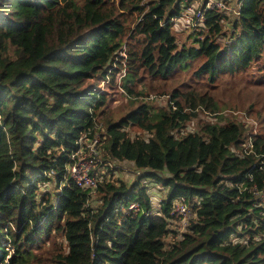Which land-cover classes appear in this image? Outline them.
<instances>
[{
    "label": "trees",
    "instance_id": "obj_1",
    "mask_svg": "<svg viewBox=\"0 0 264 264\" xmlns=\"http://www.w3.org/2000/svg\"><path fill=\"white\" fill-rule=\"evenodd\" d=\"M237 1L175 60L161 48L192 0H0V264H264V0ZM140 74L165 105L114 120L103 87L148 97ZM96 134L98 168L139 176L109 165L92 196L66 167Z\"/></svg>",
    "mask_w": 264,
    "mask_h": 264
},
{
    "label": "built area",
    "instance_id": "obj_2",
    "mask_svg": "<svg viewBox=\"0 0 264 264\" xmlns=\"http://www.w3.org/2000/svg\"><path fill=\"white\" fill-rule=\"evenodd\" d=\"M240 4L237 2H228L227 0H207L203 5L196 6L195 0L189 4L188 7L180 14V16L174 21L179 26H185L186 28L197 29L201 28L204 24V15L207 11H213L223 17H230L235 20L239 17ZM179 20L182 22L178 24ZM101 137L95 135L93 138H87L86 135L81 136L76 141V148L69 155V164L66 167L67 176L71 179L75 185L81 189L89 192L94 196L97 189V184L102 180L100 176L94 173L96 162L100 156ZM245 154L252 152L251 139H248L245 144ZM104 174V172H102ZM139 175V172H136ZM259 200L264 204L263 192L258 193ZM158 197L152 196L151 201L154 207H157L159 200ZM138 205L136 203L130 204L128 207H122V213H128L130 211H138ZM173 214L178 221V227L180 230L182 227L188 224L189 221V209L184 199H178L173 208Z\"/></svg>",
    "mask_w": 264,
    "mask_h": 264
},
{
    "label": "rangeland",
    "instance_id": "obj_3",
    "mask_svg": "<svg viewBox=\"0 0 264 264\" xmlns=\"http://www.w3.org/2000/svg\"><path fill=\"white\" fill-rule=\"evenodd\" d=\"M146 1H153V0H146ZM207 0H195V5L196 6H201L203 3ZM229 3L231 1L237 2V0H227ZM190 4V3H189ZM189 4H185V8L189 6ZM182 21L179 20L178 24H180ZM228 29H231L228 27ZM169 40L163 43L161 52L164 54L169 53L175 60H180L182 57V53L185 47H188L192 40L197 37V34L201 30H195L191 28H186L185 26H182L180 24L177 26L175 23L172 25V27L169 28ZM230 31V30H229ZM172 37V38H171ZM165 40V39H164ZM223 42V41H221ZM120 57H124L123 54L119 55ZM252 75V70L250 71ZM178 73V72H177ZM141 78L134 84L137 92L142 91L144 94H148V97L144 96H129L128 93L122 88L123 85V79L120 82V79L115 82L113 87H103L106 95H108L107 100L108 104L106 108L103 110L107 112V114H110L114 120L119 119L121 116H123L129 109L128 103L132 102L133 104H137L140 101H148L152 103V105H165L167 97L166 96H160L156 94L155 92H152L155 89L161 88L160 86L162 85V81L160 80H153L156 82H151L152 79H150L146 74H144V78L140 74ZM129 85H131L129 83ZM133 85V86H134ZM102 88V86H101ZM237 114V113H235ZM239 117H242L241 115H238ZM248 122V121H247ZM251 125V124H248ZM100 127V125H99ZM258 127V126H257ZM138 129L132 128V131H137ZM99 135V134H98ZM103 168H98L97 165L94 168V172L100 176L102 175V172H104V175L106 174V169L107 166L110 165L113 170V175L115 178H118L126 183H131L133 182L137 176L136 172L137 170L131 163L127 162H113V163H104ZM150 189L153 194H156L157 197H162L164 190L162 191L161 187L157 183H152L150 186ZM45 191H53V183L49 185L47 190H43L42 192ZM160 199V198H157ZM179 229V228H178ZM181 229H185L182 227Z\"/></svg>",
    "mask_w": 264,
    "mask_h": 264
},
{
    "label": "crops",
    "instance_id": "obj_4",
    "mask_svg": "<svg viewBox=\"0 0 264 264\" xmlns=\"http://www.w3.org/2000/svg\"><path fill=\"white\" fill-rule=\"evenodd\" d=\"M232 3L235 2V1H231Z\"/></svg>",
    "mask_w": 264,
    "mask_h": 264
}]
</instances>
